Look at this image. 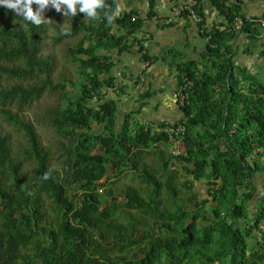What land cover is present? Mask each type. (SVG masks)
<instances>
[{"label":"trees","instance_id":"16d2710c","mask_svg":"<svg viewBox=\"0 0 264 264\" xmlns=\"http://www.w3.org/2000/svg\"><path fill=\"white\" fill-rule=\"evenodd\" d=\"M105 2L95 19L53 9L72 23H53L55 36L46 18L36 25L0 5V264H264V194L252 208L255 177L264 173V81L238 67L233 44L240 32L256 41L263 29L245 18L240 29L209 31L206 62L179 64V88L189 95L179 103L182 118L150 123L131 107L149 95L129 91L140 88V71L118 70L117 59L150 50L145 22L157 15V0L146 16L121 11L111 24L106 15L120 2ZM221 8L230 24L248 16ZM66 40L74 41L64 51L74 72L58 80V58L46 50ZM50 92L59 98L40 123L60 145L70 142L58 167L25 117ZM124 104L130 111L122 114ZM180 124L186 148L175 156L173 139L157 127ZM113 166L142 186L116 193ZM111 243L132 249L114 254Z\"/></svg>","mask_w":264,"mask_h":264},{"label":"crops","instance_id":"0c3cea01","mask_svg":"<svg viewBox=\"0 0 264 264\" xmlns=\"http://www.w3.org/2000/svg\"><path fill=\"white\" fill-rule=\"evenodd\" d=\"M122 11L137 10L144 16L150 10L149 0H118ZM197 10L202 16L204 23L199 24L190 15L170 24L162 23L163 18L172 15L174 0H157L155 9L157 12L152 19H147L145 29L150 31L152 36L150 52L153 62L146 71V80L140 88L132 87L131 95L138 98L140 93L148 92V97L142 101L131 104L133 109L141 108L139 116L152 122L169 121L176 122L182 118L183 112L180 106L181 92L178 83L179 64L188 61L199 63V59L205 57L204 53L209 50L208 37L212 29H227L230 22L221 6H239L242 13L264 17V0H197ZM259 26V24H258ZM258 40H252L248 32H240L234 40L236 54L234 60L238 67L246 68L264 81V30ZM255 41V42H253ZM173 51L180 52L174 56ZM118 70L128 69L129 71H140L139 55L118 57ZM123 104V103H122ZM121 108L122 114L130 111L128 105ZM130 108V107H129ZM132 109V108H131ZM185 151V146L181 148ZM258 185V192L252 202V208L256 209L264 194V173H258L255 177ZM206 189V190H205ZM196 192L200 197H208V188L199 184ZM202 195V196H201Z\"/></svg>","mask_w":264,"mask_h":264},{"label":"rangeland","instance_id":"374dc122","mask_svg":"<svg viewBox=\"0 0 264 264\" xmlns=\"http://www.w3.org/2000/svg\"><path fill=\"white\" fill-rule=\"evenodd\" d=\"M38 6L33 4V8H37ZM53 9H55L54 7H52L51 5L48 6V8L45 9V18L48 20V22L50 23V36H55L56 32H55V27H53V23H58L61 26H71L72 23L63 20H59L58 18L55 17L54 12L52 11ZM52 41V39L50 38V42ZM71 42H74L73 40H66L61 44H58L56 46H53L52 44H50L47 47V52L48 53H53L55 54V56H57V60H58V70H57V78L58 80H62V78H64V76H71L74 72V65L72 64V62L67 59L65 57V53L66 49L68 47L69 44H71ZM206 62V57H202L201 59H199V63L202 64ZM261 77L264 76V73H261L260 75ZM129 91L131 92V87H129ZM113 93V92H112ZM132 96V95H131ZM58 94H55L53 92H50L49 95L44 96L41 100H39L37 102V104H35V106H33L30 110H28L27 112H25V117L30 119L35 120V124L38 128V131L41 135V139L43 140V143L50 147L54 153V161H53V165L55 167H58V162L57 161H64V159H66V150L69 146V141H66V143L62 142V145L59 144V138L57 136V134L55 133V130L51 127H47L44 126V124L40 123L41 122V115H43L47 109L50 108L51 105L55 104L58 101ZM129 100V98L127 99ZM125 107V104H124ZM39 119V120H38ZM37 120V121H36ZM4 124V128L7 127L8 129H10L13 132L14 138H19L21 137L22 134H19L15 129H13L12 126H9L6 123ZM94 127L96 129L99 130V126L98 125H94ZM59 158V159H57ZM57 159V160H56ZM150 162L152 167H154V165L152 164V162H155V157H153V155L150 156ZM155 164V163H154ZM113 168V167H112ZM110 174L112 176H110L109 178L112 177L111 182L109 183V185L111 186L113 183H115V191L116 193H119L120 195H126V189L129 185H134L137 187H141L142 183L139 182V180L133 176V174L128 171L126 174L122 175L121 177H117V173H116V168L114 167L112 171H110ZM107 181L105 180L103 183H106ZM164 190V189H163ZM206 190V189H205ZM162 196L163 198H165L167 196V192L166 190L162 192ZM202 196V195H201ZM205 196L207 197V194H205ZM119 197V196H118ZM205 198V197H203ZM121 198H118V200ZM152 221H150L151 223ZM111 253L114 254H120V253H124L126 254L128 252L129 249H132L130 246H127L126 248H124V250H122L119 246L114 245L113 243H111ZM135 248V246H134ZM161 264H165L164 262Z\"/></svg>","mask_w":264,"mask_h":264},{"label":"clouds","instance_id":"9594fccd","mask_svg":"<svg viewBox=\"0 0 264 264\" xmlns=\"http://www.w3.org/2000/svg\"><path fill=\"white\" fill-rule=\"evenodd\" d=\"M33 4L37 5L38 7L34 9ZM0 5H4L9 9H13L17 15L23 16L26 20L36 25H39L42 22H44L45 19L44 12L49 5L54 7L56 11L62 12L63 16L74 17L78 13L82 12L85 14L86 17L91 19H95L98 16V14H100L106 8L105 0H0ZM121 11L122 9L120 8L119 5H117L116 8L111 11V14L106 15L107 22L111 24L115 19V17L121 14ZM233 22L229 24L228 30H232L231 25L233 24ZM241 27L242 26L235 29H240ZM140 71H141V65H140ZM144 82L139 84V86L141 87V85H143Z\"/></svg>","mask_w":264,"mask_h":264},{"label":"built area","instance_id":"2783aa9c","mask_svg":"<svg viewBox=\"0 0 264 264\" xmlns=\"http://www.w3.org/2000/svg\"><path fill=\"white\" fill-rule=\"evenodd\" d=\"M174 6L172 8V15L167 17V18H163L161 21L164 24H170L174 21L180 20L182 18V12L183 11H188L190 13V16L195 19L198 23H204V20L202 18V16L199 15L198 10H197V6H198V1L197 0H174ZM253 16H237L233 22V24L231 25L232 28H238L240 26H242V24L246 19H255L257 21V23L260 25V27L264 30V17H256V18H252ZM255 17V16H254ZM156 18V16H155ZM212 37L211 35L208 37V40H210ZM151 40H152V36L150 33H148L145 37V41H144V45L146 48H148V46H150L151 44ZM148 53V50H142L140 52V56H141V83H143L146 80V69L149 68V66L152 64V60L151 58L148 59L146 58V54ZM181 92V103L185 104L186 102H188V98L189 95L186 92L185 93V88H181L180 89ZM157 130H165L166 132L169 133L170 137L173 139V147L170 149L172 154L177 156L180 155L182 153L181 148L184 145L183 139H184V135L186 132V128L183 124H180L176 127L170 128L169 126H158Z\"/></svg>","mask_w":264,"mask_h":264},{"label":"water","instance_id":"95a60500","mask_svg":"<svg viewBox=\"0 0 264 264\" xmlns=\"http://www.w3.org/2000/svg\"><path fill=\"white\" fill-rule=\"evenodd\" d=\"M104 181H105V179L101 180V182H104ZM115 199L118 200V197H115ZM108 203H109V202H108Z\"/></svg>","mask_w":264,"mask_h":264},{"label":"flooded vegetation","instance_id":"af4514ba","mask_svg":"<svg viewBox=\"0 0 264 264\" xmlns=\"http://www.w3.org/2000/svg\"><path fill=\"white\" fill-rule=\"evenodd\" d=\"M113 168H114V166H113ZM109 179V178H108ZM106 181H107V179H106Z\"/></svg>","mask_w":264,"mask_h":264}]
</instances>
